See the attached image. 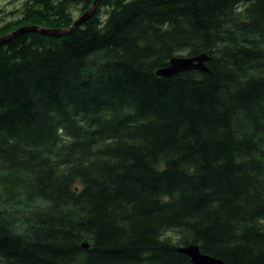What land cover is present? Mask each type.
Returning a JSON list of instances; mask_svg holds the SVG:
<instances>
[{"label": "trees", "instance_id": "1", "mask_svg": "<svg viewBox=\"0 0 264 264\" xmlns=\"http://www.w3.org/2000/svg\"><path fill=\"white\" fill-rule=\"evenodd\" d=\"M93 2L26 0L0 37ZM0 168L43 204L0 208V264H264V0H99L1 42Z\"/></svg>", "mask_w": 264, "mask_h": 264}, {"label": "rangeland", "instance_id": "2", "mask_svg": "<svg viewBox=\"0 0 264 264\" xmlns=\"http://www.w3.org/2000/svg\"><path fill=\"white\" fill-rule=\"evenodd\" d=\"M25 1L0 0V27L16 21L22 12ZM71 11L76 18L82 14L78 5L72 6ZM183 55H186V52ZM28 185L27 178L15 177L0 168V208L8 215L15 217L20 224H24L37 211L43 209L42 203H33L26 198ZM166 235L173 239L177 237V233L174 231H168Z\"/></svg>", "mask_w": 264, "mask_h": 264}, {"label": "water", "instance_id": "3", "mask_svg": "<svg viewBox=\"0 0 264 264\" xmlns=\"http://www.w3.org/2000/svg\"><path fill=\"white\" fill-rule=\"evenodd\" d=\"M98 2L99 0H94L91 7L87 11H85L79 18H77L74 24L68 29L53 30V29H42L39 26H26L18 30H15L7 35L1 36L0 43L6 41L8 38H10L14 34L22 30L34 29V30H41L43 32L45 31L47 33H52V34H58L60 32H67L69 30H72L79 23H81L82 21L88 19L93 15L98 5ZM209 59H210V54L208 52H204L202 54L195 56H175L172 59H170L169 63L166 66L157 69L156 73L160 76H173L179 74L180 72L191 69H198L209 72L210 70L207 66V61ZM179 250L187 254L191 258L193 264H228L221 258L203 253L200 247L195 244H191L188 246H180Z\"/></svg>", "mask_w": 264, "mask_h": 264}]
</instances>
